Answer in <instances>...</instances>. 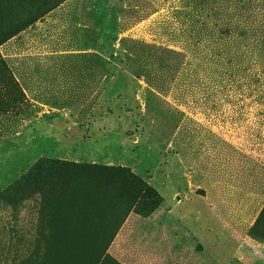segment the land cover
<instances>
[{
    "label": "rangeland",
    "instance_id": "obj_1",
    "mask_svg": "<svg viewBox=\"0 0 264 264\" xmlns=\"http://www.w3.org/2000/svg\"><path fill=\"white\" fill-rule=\"evenodd\" d=\"M29 1L0 0V194L42 158L129 167L153 212L203 220L204 264H264V0H52L46 24L3 28L4 3L46 14ZM50 183L0 199V264L108 255L83 246L125 199Z\"/></svg>",
    "mask_w": 264,
    "mask_h": 264
},
{
    "label": "crops",
    "instance_id": "obj_2",
    "mask_svg": "<svg viewBox=\"0 0 264 264\" xmlns=\"http://www.w3.org/2000/svg\"><path fill=\"white\" fill-rule=\"evenodd\" d=\"M42 1L48 9L38 18L30 17L38 13L37 8L28 14H13L7 12L8 3H4L1 11L3 28H7V24L16 27L24 24L22 29L28 30L33 23L46 24L51 16L54 17L56 8L50 5L52 0H40V4ZM159 210L147 216L131 212L111 241L108 255L99 264H204V250L197 247L204 242L203 220L200 221L198 215L191 220L186 216L187 210L183 213L171 208ZM218 236V231L208 232L207 239L212 247L219 245L218 240H213Z\"/></svg>",
    "mask_w": 264,
    "mask_h": 264
},
{
    "label": "trees",
    "instance_id": "obj_3",
    "mask_svg": "<svg viewBox=\"0 0 264 264\" xmlns=\"http://www.w3.org/2000/svg\"><path fill=\"white\" fill-rule=\"evenodd\" d=\"M50 182H53L55 187H64L65 190H68L69 196L67 194L61 195L67 200L72 199L73 194L78 193H81L82 198L87 200L90 198L86 194L89 191H95L104 196L109 194L115 197H123L125 205L128 206V212L117 226L118 228L131 210L147 216L158 208L163 200L152 185L136 175L129 167L76 162L52 157L38 160L26 173L0 194V199L20 201L23 198L35 196L36 193L42 191L39 189L41 184H52ZM26 191L30 193L27 194ZM43 198L46 200V195H43ZM75 228L83 229L81 223ZM99 229L96 227L90 231ZM117 230L112 236H107V234L91 236L90 244L83 246L89 252L85 249L83 250L84 253L100 254L101 251L105 253Z\"/></svg>",
    "mask_w": 264,
    "mask_h": 264
}]
</instances>
